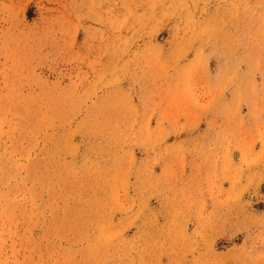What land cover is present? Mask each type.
<instances>
[{
	"label": "rangeland",
	"instance_id": "obj_1",
	"mask_svg": "<svg viewBox=\"0 0 264 264\" xmlns=\"http://www.w3.org/2000/svg\"><path fill=\"white\" fill-rule=\"evenodd\" d=\"M210 61L233 141L183 179ZM0 264H264V0H0Z\"/></svg>",
	"mask_w": 264,
	"mask_h": 264
},
{
	"label": "crops",
	"instance_id": "obj_2",
	"mask_svg": "<svg viewBox=\"0 0 264 264\" xmlns=\"http://www.w3.org/2000/svg\"><path fill=\"white\" fill-rule=\"evenodd\" d=\"M217 65L210 61L208 62L202 70L205 71L206 78L197 77L195 81L199 84H203V82L208 85L209 83L215 88L214 97L209 100H204L205 103L203 105H198V107L193 109H187L185 113H181L177 120L176 124L178 125L177 129H170L168 131V135L165 137L163 142L161 143L162 146H166L169 148H174L178 146L180 149V155L184 162L178 165H172L174 169L177 170L178 173L181 174L183 179H189L193 177V180L197 170L198 165H200V173H203L207 167V161L202 158V156L198 153V148L201 147L206 151L213 149L215 143H218V135H226V137H222L225 141H229L232 143L233 135L232 128L235 126V117L229 111V108H232L231 99L229 96V92L226 89H223L222 92H219V85L218 80L216 79L215 71L217 69ZM257 79V77H256ZM152 80V79H151ZM150 79L148 80L147 85V95H146V102H147V119H148V128L154 130L157 120V112L154 110L155 103L160 100L155 94L153 89V83ZM164 95V94H163ZM131 102L137 107L138 116H142V111L144 109V105H142V99L140 101L137 95H133ZM152 106V108H151ZM152 109V110H151ZM241 114L243 115V119L246 124V101L241 105ZM261 118L258 113L255 116H249L250 120L254 118ZM248 119V118H247ZM248 119V120H249ZM252 123V122H251ZM172 125V124H170ZM166 127V125H164ZM171 128V127H170ZM133 132H138L137 127H134ZM160 145V146H161ZM255 148L258 147V144L254 146ZM134 150L141 149L143 147L133 146ZM151 147H148V149ZM155 148V147H154ZM204 157L207 159L208 155L205 154ZM157 165H162L160 163L154 164L152 166V172H148L149 175H154L160 172V168ZM147 176V175H146ZM149 177V176H148ZM205 197L206 206L205 209L208 208L209 198L207 194L200 195L199 193H194L192 198H201ZM161 197L154 196L150 200L153 208L159 206L158 200H161ZM150 204V205H151ZM192 223V222H190ZM190 223H187V228L190 227ZM193 224V223H192ZM190 259V257H187Z\"/></svg>",
	"mask_w": 264,
	"mask_h": 264
}]
</instances>
